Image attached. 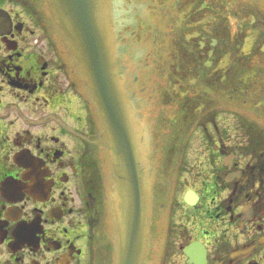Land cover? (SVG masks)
<instances>
[{
  "label": "flooded vegetation",
  "instance_id": "flooded-vegetation-1",
  "mask_svg": "<svg viewBox=\"0 0 264 264\" xmlns=\"http://www.w3.org/2000/svg\"><path fill=\"white\" fill-rule=\"evenodd\" d=\"M0 12V264H119L130 222L138 264H264V0H113L137 209L51 0Z\"/></svg>",
  "mask_w": 264,
  "mask_h": 264
},
{
  "label": "water",
  "instance_id": "water-1",
  "mask_svg": "<svg viewBox=\"0 0 264 264\" xmlns=\"http://www.w3.org/2000/svg\"><path fill=\"white\" fill-rule=\"evenodd\" d=\"M107 2V1H106ZM105 0H51V4L55 11V17L58 24L64 29L70 44L76 56L83 63L86 73L90 80L96 85V96L100 106L104 109L107 117L108 129L111 133V138L117 146V156L115 159L116 165L120 167L121 173L120 182L127 183V179L131 180L130 190L132 199L136 209L139 203V194L137 190L135 171L131 170L132 163L131 147L128 142L127 126L123 121L122 115L124 106L117 101L116 88H113L114 80L118 82V77L114 71L112 39L109 23L106 19L110 18ZM112 13V11L110 10ZM3 20H0V27ZM70 46V47H71ZM117 77V78H116ZM118 105L120 107H118ZM129 169H128V164ZM127 170V171H126ZM128 173V176L125 175ZM127 177V178H126ZM18 190H22L21 187ZM5 191V189L3 190ZM127 194V191H125ZM119 197L124 196L123 186L118 192ZM133 203V200H132ZM135 225V223H133ZM132 224V233L130 234V242L135 240V227ZM129 244V243H128ZM123 258L120 264H137L138 250L132 252L125 248ZM133 248H131L132 250Z\"/></svg>",
  "mask_w": 264,
  "mask_h": 264
},
{
  "label": "rangeland",
  "instance_id": "rangeland-1",
  "mask_svg": "<svg viewBox=\"0 0 264 264\" xmlns=\"http://www.w3.org/2000/svg\"><path fill=\"white\" fill-rule=\"evenodd\" d=\"M68 45H69V48H70V50H71V47H70V44L68 43ZM58 49V48H57Z\"/></svg>",
  "mask_w": 264,
  "mask_h": 264
}]
</instances>
